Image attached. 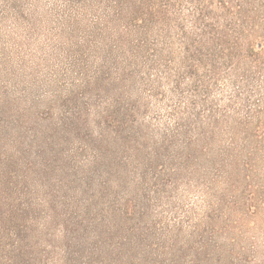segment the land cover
I'll list each match as a JSON object with an SVG mask.
<instances>
[{
	"label": "rangeland",
	"instance_id": "obj_1",
	"mask_svg": "<svg viewBox=\"0 0 264 264\" xmlns=\"http://www.w3.org/2000/svg\"><path fill=\"white\" fill-rule=\"evenodd\" d=\"M227 1L258 29L190 68L194 0H0V264H264V54L247 48L264 0ZM205 15L231 29L218 1ZM118 97L134 140L97 160L86 128Z\"/></svg>",
	"mask_w": 264,
	"mask_h": 264
},
{
	"label": "trees",
	"instance_id": "obj_2",
	"mask_svg": "<svg viewBox=\"0 0 264 264\" xmlns=\"http://www.w3.org/2000/svg\"><path fill=\"white\" fill-rule=\"evenodd\" d=\"M75 1L76 0H66L68 7H75ZM122 1L123 0H119L120 3H122ZM216 1H218L224 14L233 15V23L231 22L229 24L231 27L230 30L221 28V23L218 20H214L211 16L207 18L205 15L209 8H213V4ZM247 1L249 0H246V6L249 5ZM14 4L16 5L17 2H14ZM168 4L169 3H161L157 8H155V4L150 6L152 7L151 14L156 16L163 27L166 26L165 22H167L168 19ZM194 5L195 12L198 13L199 18H196L194 21L193 30L187 31L184 29L181 34L184 42V63L188 64L190 68H193L194 64L202 66L204 64L206 65V62L214 63V61L220 57L230 64L231 60H233L232 56H234V52L240 48L241 38L245 35L243 30L246 28L250 34L258 29L255 17V15L258 14L256 9L246 10L245 8L244 10V6H240L236 11L232 6H229L227 0H194ZM83 6H85V8H92V4H89V2L87 5L84 3ZM235 15L240 17L238 21L234 19ZM236 27H239L242 33H240V31L237 32ZM249 34L246 37H248ZM247 48L250 55L257 60V56L264 54V38L259 40L258 43L250 40L247 44ZM256 60H254L255 63H257ZM102 75H105V72L102 71ZM120 76L121 82H124L125 71H123ZM112 102L113 103L109 106L102 108V111L95 116L93 125L99 132V138L94 139L92 130L86 128V131L90 134L88 137L91 138L95 144L99 145L96 151L97 160H101L103 156L109 153L107 146H109L110 143L114 146L117 145L115 148H120L122 146H128L134 140L135 135L133 136V133L123 132L121 121L118 120V118L123 115L122 110H124L121 98L112 99ZM76 133L79 139L80 132L77 131ZM110 134L112 135L110 136ZM11 214H13V212H11ZM68 255L65 258H68Z\"/></svg>",
	"mask_w": 264,
	"mask_h": 264
}]
</instances>
